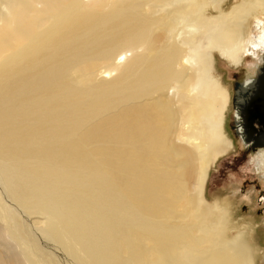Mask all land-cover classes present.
I'll return each instance as SVG.
<instances>
[{
	"label": "bare ground",
	"instance_id": "bare-ground-1",
	"mask_svg": "<svg viewBox=\"0 0 264 264\" xmlns=\"http://www.w3.org/2000/svg\"><path fill=\"white\" fill-rule=\"evenodd\" d=\"M228 1L0 0V264H257L203 201L213 51L264 62V0Z\"/></svg>",
	"mask_w": 264,
	"mask_h": 264
},
{
	"label": "rangeland",
	"instance_id": "rangeland-1",
	"mask_svg": "<svg viewBox=\"0 0 264 264\" xmlns=\"http://www.w3.org/2000/svg\"><path fill=\"white\" fill-rule=\"evenodd\" d=\"M234 1L228 2L232 4ZM228 2L226 8L229 7ZM213 53L211 73L215 80L209 78V82H218L219 87L229 96L223 133L232 142V146L218 159L210 162L203 201L209 205L216 202L228 205L233 223L237 219L240 225L245 224L247 234L251 235L250 244H255L256 254L260 258L256 259L257 264H264V173L256 168L264 148L246 149L239 138L240 133L237 128L234 129V122L239 121L233 104L235 84L246 83L256 77L262 66V52H247L239 67L225 61L217 52Z\"/></svg>",
	"mask_w": 264,
	"mask_h": 264
},
{
	"label": "water",
	"instance_id": "water-1",
	"mask_svg": "<svg viewBox=\"0 0 264 264\" xmlns=\"http://www.w3.org/2000/svg\"><path fill=\"white\" fill-rule=\"evenodd\" d=\"M235 84L234 108L241 122H234V129L240 128L242 142L247 150L264 148V62L253 79V88L244 92Z\"/></svg>",
	"mask_w": 264,
	"mask_h": 264
},
{
	"label": "flooded vegetation",
	"instance_id": "flooded-vegetation-1",
	"mask_svg": "<svg viewBox=\"0 0 264 264\" xmlns=\"http://www.w3.org/2000/svg\"><path fill=\"white\" fill-rule=\"evenodd\" d=\"M250 81H251V80H247V82H250ZM247 82L245 83V86H246ZM252 84H253V83H252ZM252 87H253V86H252ZM248 88H249V86H248ZM250 89H252V88L250 87ZM236 116H237V115H236ZM237 118H238V121L241 122V118H240V117H237ZM240 130H241V129L238 128V131H237V132L240 133V136H241L242 133L239 132ZM239 138H241V137H239ZM241 141H242V138H241ZM244 146H245V145H244ZM245 147H246V146H245Z\"/></svg>",
	"mask_w": 264,
	"mask_h": 264
}]
</instances>
